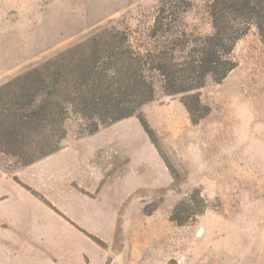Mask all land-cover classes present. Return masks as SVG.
Wrapping results in <instances>:
<instances>
[{
    "label": "rangeland",
    "instance_id": "rangeland-1",
    "mask_svg": "<svg viewBox=\"0 0 264 264\" xmlns=\"http://www.w3.org/2000/svg\"><path fill=\"white\" fill-rule=\"evenodd\" d=\"M161 1L0 0V85L103 30L149 48ZM186 1L179 29L208 35L209 0ZM231 59L225 79L196 91L192 118L190 95L156 87L134 115L95 132L69 116L57 149L34 163L0 158V246L57 262L28 250L62 252L67 239L72 264L76 253L81 264H264V41L254 27ZM14 213L23 228L1 219Z\"/></svg>",
    "mask_w": 264,
    "mask_h": 264
},
{
    "label": "trees",
    "instance_id": "trees-1",
    "mask_svg": "<svg viewBox=\"0 0 264 264\" xmlns=\"http://www.w3.org/2000/svg\"><path fill=\"white\" fill-rule=\"evenodd\" d=\"M189 7L186 0L160 2L149 48L132 45L126 31L103 30L2 83L0 158L34 163L57 149L69 116L95 132L134 115L153 100L156 87L165 95H190L192 104L184 106L192 118L203 107L196 91L236 67V42L252 27L264 41V0H209L211 32L203 37L179 29Z\"/></svg>",
    "mask_w": 264,
    "mask_h": 264
},
{
    "label": "crops",
    "instance_id": "crops-1",
    "mask_svg": "<svg viewBox=\"0 0 264 264\" xmlns=\"http://www.w3.org/2000/svg\"><path fill=\"white\" fill-rule=\"evenodd\" d=\"M86 206L84 208H86V210L89 211L90 207H86ZM79 207L80 208L78 210H82L83 209V205L80 204ZM26 212H28V216L27 217L24 216L26 218V220L30 224L33 223V222L37 223L36 221H38L39 218H37L35 216V214L30 212L28 209L26 210ZM14 214H15V216L11 215L13 217H9L10 215L7 216V217L5 215H3L4 217L2 216L1 219L8 220V221H10V219H11L12 221H14L13 223L15 224V227L17 226L19 228H21V227L23 228V226H21L19 224V222H18V220L23 219V216L19 215L17 213H14ZM99 222H100V219L98 217H94L93 215L90 216L89 223H92L96 227V225ZM47 233H48V238H54L55 235H56L55 232L53 230H51V226H49V230H48ZM29 235L33 236V237L34 236L36 237V235L31 234V233ZM60 242L64 245L63 248L59 249L63 253L62 252H58V251H56V249L49 248V247H47V248L46 247L45 248L44 247L43 248L32 247L31 249L28 250V252H30L28 254H32L33 251H39V250H41L44 253V255H51V254H55L57 252L59 254V257L57 258V262H54V260L51 259V258H46V259L41 258L40 259V257L39 258H36V257H33V258L25 257L24 253H17V254L11 253L10 254L8 246L7 247L0 246V264H72L73 261H74V258L73 257H68L65 254L67 252H72L73 248L66 246V245H68V244H66V242L68 243L67 239H65V240L64 239H60ZM35 254H37V253H35ZM75 255H76L75 256L76 257L75 260H76L77 264H81L80 254L76 253Z\"/></svg>",
    "mask_w": 264,
    "mask_h": 264
},
{
    "label": "bare ground",
    "instance_id": "bare-ground-1",
    "mask_svg": "<svg viewBox=\"0 0 264 264\" xmlns=\"http://www.w3.org/2000/svg\"><path fill=\"white\" fill-rule=\"evenodd\" d=\"M72 206H74L77 210L80 208L79 206H80V204L78 203V202H76V203H74V201H72ZM73 204H75V205H73ZM63 205H66L65 203L63 204ZM65 207H67V206H65ZM71 207V206H70ZM67 209V208H66Z\"/></svg>",
    "mask_w": 264,
    "mask_h": 264
}]
</instances>
